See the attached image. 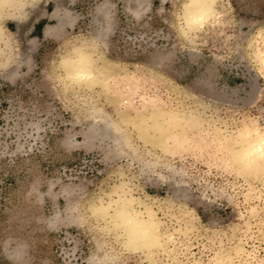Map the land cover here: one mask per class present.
<instances>
[{
  "label": "rangeland",
  "instance_id": "1",
  "mask_svg": "<svg viewBox=\"0 0 264 264\" xmlns=\"http://www.w3.org/2000/svg\"><path fill=\"white\" fill-rule=\"evenodd\" d=\"M189 1L1 13L0 264H264V159L237 157L264 130V0H215L181 39ZM83 55L105 81L72 76Z\"/></svg>",
  "mask_w": 264,
  "mask_h": 264
},
{
  "label": "bare ground",
  "instance_id": "2",
  "mask_svg": "<svg viewBox=\"0 0 264 264\" xmlns=\"http://www.w3.org/2000/svg\"><path fill=\"white\" fill-rule=\"evenodd\" d=\"M214 1L215 0H190L189 1L190 3L187 6L188 10H187V14H186V19L188 17H195L196 19L201 21V23L199 24V26H201L202 24H204L206 21L210 20L214 16V11H213L214 8H212V5H213L212 3ZM22 4H23L22 0H0V15L5 9H10L13 11L19 10L22 7ZM87 57L83 55V56H81V58H78L76 63L74 62L75 64L72 65V69H71L72 70L71 71L72 76L76 79H79V80L102 81V82L105 81L103 76H101V75L99 76L97 74L96 70L94 69L95 67H93L92 64L90 63L91 59L89 61ZM259 62H260L259 64H261L262 68L264 69V55L259 57ZM115 83L116 82H113V84L111 83L110 85L114 86ZM124 86H126L127 88H131L132 85H130V86L124 85ZM239 136H241V139L243 140V141H241V142H243L242 145L240 146L239 150H237V151H239V153L237 154L238 155L237 157H238V159H240L241 164H242V162H246L247 164H253L255 162V160H258L259 158L264 159V130L262 128H259L256 126L255 127L254 126L247 127L244 130V132L239 134ZM178 141L179 140H177V142H174V143H178ZM181 142H182V140H181ZM218 142H219V140H218ZM214 143L215 142H213V144ZM179 145H180V142H179ZM179 145L177 146V148L179 147ZM220 145H219V147H220ZM222 145H224V144H222ZM259 163H260V161H259ZM254 167H256V166H254ZM117 216H118V218H120L124 223H126L129 226V229L132 232L131 233L132 234V239H131L132 241L134 240V241L139 242V241H141V238L143 239L144 236L151 235L153 233L151 224L148 222L142 221L140 218H137L133 213H131V211L129 210L127 205H124L122 203L119 204ZM153 221H155V220H153ZM145 238H148V237H145ZM153 238H156V236ZM139 244H141V243H139Z\"/></svg>",
  "mask_w": 264,
  "mask_h": 264
},
{
  "label": "clouds",
  "instance_id": "3",
  "mask_svg": "<svg viewBox=\"0 0 264 264\" xmlns=\"http://www.w3.org/2000/svg\"><path fill=\"white\" fill-rule=\"evenodd\" d=\"M201 23L200 20L196 19L195 17H188L186 20H182L181 24L184 26L183 30L178 29V36L181 39L185 38L186 30L191 28V29H196L199 27V24Z\"/></svg>",
  "mask_w": 264,
  "mask_h": 264
},
{
  "label": "built area",
  "instance_id": "4",
  "mask_svg": "<svg viewBox=\"0 0 264 264\" xmlns=\"http://www.w3.org/2000/svg\"><path fill=\"white\" fill-rule=\"evenodd\" d=\"M262 114L260 115V122H261V126L264 128V94H263V98H262Z\"/></svg>",
  "mask_w": 264,
  "mask_h": 264
}]
</instances>
